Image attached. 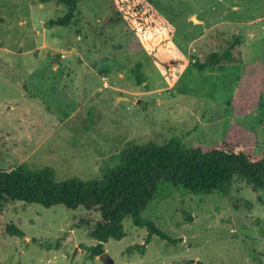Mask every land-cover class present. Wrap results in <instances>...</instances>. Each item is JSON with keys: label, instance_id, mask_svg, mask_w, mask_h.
Here are the masks:
<instances>
[{"label": "rangeland", "instance_id": "obj_1", "mask_svg": "<svg viewBox=\"0 0 264 264\" xmlns=\"http://www.w3.org/2000/svg\"><path fill=\"white\" fill-rule=\"evenodd\" d=\"M150 1L172 50L133 34L112 0H79L68 26L54 24L68 14L56 0H0L1 170L100 181L133 145L263 147L264 0ZM141 217L169 240L126 218V236L92 257L98 212L6 203L0 264H264V189L241 178L209 195L163 183Z\"/></svg>", "mask_w": 264, "mask_h": 264}, {"label": "trees", "instance_id": "obj_2", "mask_svg": "<svg viewBox=\"0 0 264 264\" xmlns=\"http://www.w3.org/2000/svg\"><path fill=\"white\" fill-rule=\"evenodd\" d=\"M56 1L68 8V14L54 24L68 26L79 0ZM112 2L119 21L133 34L148 39L156 49L174 48L175 28L150 0ZM231 56V51L221 56L212 55L197 64V68L203 71L225 66ZM166 66L171 67L170 63ZM141 68L139 64L137 71ZM138 81L142 83L140 78ZM236 177L243 179L254 191L264 189V145L254 153H247L241 144L230 143L208 149L200 146L186 149L178 141L163 145H133L122 153L118 165L100 181L72 178L59 182L47 171L33 172L23 167L9 171L0 169V212L9 202L37 204L45 208L62 205L68 210L82 208L98 212L101 219L90 230L97 245L88 249L92 257H98L104 253V244L110 239L119 241L126 236L123 225L126 218H131L138 227L149 229L148 241L153 235L169 240L152 222L141 217L161 184L170 183L194 194L209 195L223 190ZM6 231L12 236H22L14 225L8 226ZM144 252L145 249L141 251Z\"/></svg>", "mask_w": 264, "mask_h": 264}]
</instances>
